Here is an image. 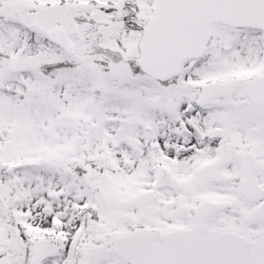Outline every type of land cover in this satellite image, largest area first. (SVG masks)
<instances>
[{
    "label": "snow or ice",
    "instance_id": "snow-or-ice-1",
    "mask_svg": "<svg viewBox=\"0 0 264 264\" xmlns=\"http://www.w3.org/2000/svg\"><path fill=\"white\" fill-rule=\"evenodd\" d=\"M0 264H264V0H0Z\"/></svg>",
    "mask_w": 264,
    "mask_h": 264
}]
</instances>
